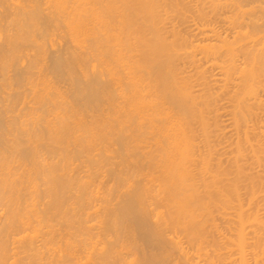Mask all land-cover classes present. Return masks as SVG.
<instances>
[{
  "label": "bare ground",
  "instance_id": "6f19581e",
  "mask_svg": "<svg viewBox=\"0 0 264 264\" xmlns=\"http://www.w3.org/2000/svg\"><path fill=\"white\" fill-rule=\"evenodd\" d=\"M10 1L0 264H264V0Z\"/></svg>",
  "mask_w": 264,
  "mask_h": 264
},
{
  "label": "rangeland",
  "instance_id": "374dc122",
  "mask_svg": "<svg viewBox=\"0 0 264 264\" xmlns=\"http://www.w3.org/2000/svg\"><path fill=\"white\" fill-rule=\"evenodd\" d=\"M1 1H2V3H0V12H1L0 14H2L3 17H6V18H7V17H8V18L10 17V18H11V16L13 15V14H11V13H14V11H17L16 7H14L15 5H12V8H13V7H14V8H13V9L11 8V11H10V7H11V6H9V5H7V4H12V2H11L10 0H0V2H1ZM7 1H9V2H7ZM14 1H16V0H14ZM14 1H13V4L15 3ZM17 1H18V0H17ZM17 1H16V2H17ZM21 1H22V0H21ZM28 1H29V0H28ZM28 1L25 2V0H23V2H25V3H30V2H28ZM35 1H36V3L38 2V6H40V5H45V4H46V1L43 2V0L40 1L41 4H39V3H40L39 0H35ZM35 1H34V2H35ZM3 2H4V3H3ZM5 2H7V3H5ZM36 3H35V4H36ZM43 3H44V4H43ZM2 6H3V7H2ZM41 7H42V6H40L39 8H41ZM46 7H47V5H46ZM43 8H44V6H43L41 9H43ZM15 9H16V10H15ZM7 13H8V14H7ZM2 15H0V16H2ZM5 15H6V16H5ZM51 22H52V20H50V22H45V23H44V24H46V23H49V24H50V26H49V24H46V26H48V31H47V29H45L46 26H45L44 24H43V25H44L45 28H44V27H42V28H43V30H46V31H47V32H45V33H49V34L51 33V34H50V37H54V36L57 37V34L60 32V31H58V30H60V29H54V30L52 29V30H51V27L53 28V26H54V28H55V25H54V24L56 23L55 21H53V22H55V23H53V22L51 23ZM52 25H53V26H52ZM0 27H1V26H0ZM1 29H2V28H1ZM3 30H5V29L3 28ZM49 30H50V31H54V32H50ZM61 30H62L61 33H62V35H63V33L65 32V30H63L62 27H61ZM1 31H2V30H0V33H1ZM55 31H57V34H54ZM63 31H64V32H63ZM2 33H3L2 35L5 34L4 31H3ZM65 34H66V33H65ZM0 35H1V34H0ZM2 35H1V36H2ZM53 35H54V36H53ZM62 35L59 33V34H58V38H59V39H58V38H55V37H54V38H55V39H58V41H60V42L57 41V43H60V45H61V43H63V41L67 44V40H68V38H67V40H63V39H66V36L64 35V36H65V37H64V36H62ZM59 36H61V38H60ZM38 37H39V36H38ZM50 37H49V39H50ZM40 38H41V37H40ZM40 38H39V39H40ZM0 39H2V38L0 37ZM42 39H43V38H42ZM43 40H44V39H43ZM43 40H42V41H43ZM47 40H48V39H47ZM0 41H1V40H0ZM61 41H62V42H61ZM47 42H48V44H50V43H49L50 41H47ZM54 43H56V42H54ZM65 43H63L64 46H63V44H62V47H63V48H66V49H65L66 51H69V49H71V48H69L71 45H70V44H69V45L67 44V45H68V46H67ZM50 45H51V44H50ZM60 45H59V46H60ZM66 46H67L68 48H67ZM71 47H72V46H71ZM63 48H62V50L64 51ZM67 49H68V50H67ZM71 50H72V49H71ZM71 50H70V51H71ZM70 51L67 53V54H69V55H68V56H64V57H69V56H70ZM34 53H36V52H34ZM61 53H63V52H61ZM43 55H45V54H42V55L39 56V57L42 56V58L40 59L41 61H39V59H38V60H35V61H38V62L40 63L39 66H41L42 59H45V58H46V57L43 58V57H44ZM47 55H48V56H47ZM61 55H62V54H61ZM63 55H66V52H65V51H64ZM45 56H47L48 58H51V60L53 61V59H52L53 57H52V56L50 57L49 54H46ZM39 57H38V58H39ZM48 58H46V60H44V61H47ZM51 60H50V59L48 60V62H49V61L51 62V65H50V62H49V64H47V65H50V66H47V68L44 67V65H45L46 63H48V62H44V61L42 62V64L44 63V65H42V67L45 68V70L49 69V70H47L48 72L46 71V73H47L48 75H47V74L44 75L45 70L42 69V67H41L42 70L40 69V71L43 72V75H44V76L47 75L48 78H51V77H52V78H55V76L58 75V76H56V78H55V81H57L56 83H57L59 86L61 85V88H64V89L67 88V90H66V89H65V90L62 89V90L65 91V92H67L68 95H70L69 93H71L72 90H71V92H70V91H68V90H69L68 88L72 89L71 84H70V82L68 81V80H69L68 78H67V79H64L65 77H67V75H65V77H63L64 74H63V75H61V74H57V73L53 70V69H54V66H53V65H54L53 63H54V62H52ZM22 61H23V60H21V61L19 60V62H22ZM24 61L26 62V60H24ZM27 61H28V60H27ZM67 61H68V60H67ZM69 61H70V60H69ZM69 61H68V62H69ZM0 66H1V65H0ZM52 66H53V69L51 68ZM13 67H14V66H13ZM13 67H11L10 70H11ZM48 67H50V68H48ZM1 68H2V67H0V71H4L3 68H2V70H1ZM39 68H40V67H39ZM39 68H37V69H39ZM15 69H17L16 66L14 67V70H13V69L11 70V71H12V74L10 73V75H12L13 78L10 77L9 73L0 72V78L3 79V80L0 79V83H1V84H0V102H1V103H0V111L3 112V114H2L1 116H2V118L4 117L3 119H4V121H6L5 124H8V123L12 124V125H9V124H8L7 126L5 125V126L7 127V130H6V131H8L9 127H10V126L12 127V126H13V123L16 122V121L18 120L17 115H20V114H21V110H19V108H20L19 106H22V105H23V102H22V101L25 100V96H24V97H21V96H20L21 99H20V97H18V98H19V101L17 100L16 102H18V103H20V104L17 106V103H16V102H15V104H13V102L16 100L15 98H17V97H13L15 94L13 93L14 95L12 94V96H11V93H10V94H9V93L7 94V92H9L10 90H11L10 92H12V91L14 90L15 87H16L17 90L20 89V91H21V90L23 91L24 89H26V87L28 88V84H29V80H26V81H25V78H26L25 72H26V71H25V70H24V72L22 71L23 75H25V76H23V77H24L23 81L26 82V86H25V84L21 81V80H22V77H21V80H20V76L16 73ZM34 69H35V68H34ZM10 70H9V71L7 70V71L10 72ZM50 70H51V71H50ZM52 70L54 71V75H53V71H52ZM13 71H14V72H13ZM35 71H36V69L34 70V73H35ZM37 71H38V70H37ZM51 72H52V75H50ZM3 73L7 74V76H6L5 74H3ZM36 73H37V76L35 75ZM36 73L34 74V77H32V78H35V80H36L37 77L39 78V74H40L39 71L36 72ZM38 73H39V74H38ZM2 74H3V75H2ZM2 76H3V77H2ZM8 76H9V77H8ZM32 76H33V75H32ZM35 76H36V77H35ZM44 76L41 75L40 77H44ZM47 76H46V77H47ZM50 76H51V77H50ZM59 76H60V77H59ZM61 76H62L63 78H61ZM4 77H6V78H4ZM7 77H8V80H9V78H10L9 81L6 80ZM38 78H37V79H38ZM52 78H51V79H52ZM12 79H13V82L15 83V86H14V87H13V85L11 86V84L13 83V82H11ZM14 79H15L16 81H15ZM61 79H62V80H61ZM4 80H5V81H4ZM17 80H20V82L23 83L22 86H21V85H18ZM53 80H54V79H53ZM66 80H67V82H69V83H66ZM1 81L5 82L6 85H7V83H8L10 86H9V85L5 86V84H4V83L2 84ZM27 81H28V84H27ZM61 81H62V82H61ZM6 82H7V83H6ZM10 82H11V84H10ZM20 82H19V83H20ZM14 83H13V84H14ZM21 83H20V84H21ZM1 85H2V86H1ZM17 85H18V86H17ZM66 85H67V86H66ZM69 85H70V86H69ZM19 86H20L21 88H20ZM24 86H25V88H23ZM29 86H30V84H29ZM68 86H69V87H68ZM11 87H12V88H11ZM17 87H18V88H17ZM3 88L6 89V90H4ZM8 89H9V90H8ZM16 89H15V91H17ZM4 91H5V92H4ZM5 93H6V94H5ZM71 94H72V93H71ZM2 95H4V97H2ZM5 95L7 96V99H8V100L6 99V96H5ZM15 96H16V95H15ZM4 98H5V99H4ZM10 98H11V99L13 98V100H11ZM14 99H15V100H14ZM23 99H24V100H23ZM3 100H4V103H3ZM10 100H11V101H10ZM20 100H21V101H20ZM71 100H74V99H71ZM12 101H13V102H12ZM5 103H6V105H5ZM7 103H8V104H7ZM9 103L12 104V105H10V106L8 107ZM21 104H22V105H21ZM2 105H4V107H1ZM15 105H16V106H15ZM5 106L8 107V109L5 108ZM14 106H15V107H14ZM11 107H13V108H15V109H14V110H11ZM16 107H18V108H16ZM13 108H12V109H13ZM20 109H21V108H20ZM10 110H11V112H9ZM15 110H16L17 112H15ZM1 112H0V114H1ZM19 112H20V114H19ZM8 113H9V115H11L12 113H13V114L9 117V116H8ZM14 114H17V115H16V117H17L16 119H15V117H12V116H15ZM5 117H6V118H5ZM7 120H8V121H7ZM9 120H11V121L9 122ZM18 121H19V120H18ZM11 122H12V123H11ZM15 124H16V123H15ZM15 124H14V125H15ZM11 127H10V129H11ZM13 127H14V126H13ZM111 176H112V175L108 176V177H109L108 179H110V180L113 179V177L110 178ZM113 176H114V175H113ZM135 229H136V228H135ZM136 230H137V229H136ZM135 232H136V233H133L134 235H131L130 233H128L127 236H129L128 239H130V237H131V239H135L136 242L138 243V244H137V247H138L137 250H138V251H136V252H139V253L137 254L139 258L143 257V254H145V253H146L147 255H150V256L153 255V256H154V254H157V255H158L159 252H160L161 250L163 251V248H161L160 244L157 243L156 241H154L153 239H151V238H150V235H149V236L147 235L148 232L145 233V231H142V230H141V231L138 230V231H135ZM148 234H149V233H148ZM132 236H133V237H132ZM164 245H165V244H164ZM166 245H167V247L169 246V247H168V250L170 251L171 245H169V244H167V243H166ZM162 246H163V245H162ZM163 247H165V246H163ZM165 249H167V248L165 247ZM165 249H164V250H165ZM153 258H154V257H153ZM154 259H155V258H154ZM155 261H156V260H155ZM155 261H154V264H156ZM158 261H159V262H157V261H156V262H157V263L163 262V261H160V260H158ZM160 264H162V263H160ZM163 264H168V263H167V262H164Z\"/></svg>",
  "mask_w": 264,
  "mask_h": 264
}]
</instances>
